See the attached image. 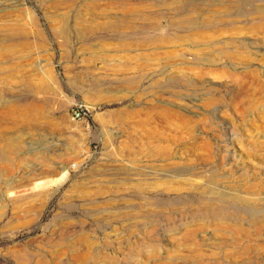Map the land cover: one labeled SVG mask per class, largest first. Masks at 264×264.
I'll return each instance as SVG.
<instances>
[{"label": "rangeland", "instance_id": "obj_1", "mask_svg": "<svg viewBox=\"0 0 264 264\" xmlns=\"http://www.w3.org/2000/svg\"><path fill=\"white\" fill-rule=\"evenodd\" d=\"M0 264H264V0H0Z\"/></svg>", "mask_w": 264, "mask_h": 264}, {"label": "built area", "instance_id": "obj_2", "mask_svg": "<svg viewBox=\"0 0 264 264\" xmlns=\"http://www.w3.org/2000/svg\"><path fill=\"white\" fill-rule=\"evenodd\" d=\"M78 115H80V114H78Z\"/></svg>", "mask_w": 264, "mask_h": 264}]
</instances>
